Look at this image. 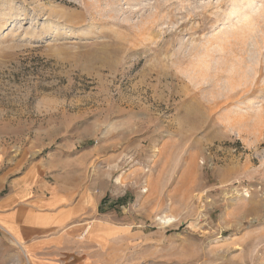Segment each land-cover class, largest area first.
Returning a JSON list of instances; mask_svg holds the SVG:
<instances>
[{
    "label": "rangeland",
    "instance_id": "obj_1",
    "mask_svg": "<svg viewBox=\"0 0 264 264\" xmlns=\"http://www.w3.org/2000/svg\"><path fill=\"white\" fill-rule=\"evenodd\" d=\"M0 161L82 186L89 264H264V0H0Z\"/></svg>",
    "mask_w": 264,
    "mask_h": 264
},
{
    "label": "crops",
    "instance_id": "obj_2",
    "mask_svg": "<svg viewBox=\"0 0 264 264\" xmlns=\"http://www.w3.org/2000/svg\"><path fill=\"white\" fill-rule=\"evenodd\" d=\"M4 163L0 161V233L23 250L28 264H89L80 247L63 248L72 230L77 238L82 235L88 213L82 186L70 184L64 175L47 178L39 165L23 169L18 162Z\"/></svg>",
    "mask_w": 264,
    "mask_h": 264
}]
</instances>
